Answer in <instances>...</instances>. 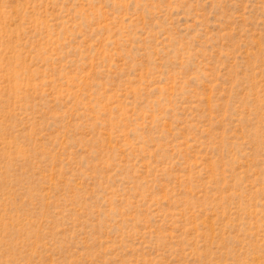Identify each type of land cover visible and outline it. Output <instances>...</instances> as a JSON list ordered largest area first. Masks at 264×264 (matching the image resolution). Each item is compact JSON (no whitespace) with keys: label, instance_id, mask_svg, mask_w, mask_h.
<instances>
[{"label":"rangeland","instance_id":"obj_1","mask_svg":"<svg viewBox=\"0 0 264 264\" xmlns=\"http://www.w3.org/2000/svg\"><path fill=\"white\" fill-rule=\"evenodd\" d=\"M0 264H264V0H0Z\"/></svg>","mask_w":264,"mask_h":264}]
</instances>
